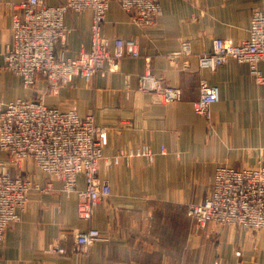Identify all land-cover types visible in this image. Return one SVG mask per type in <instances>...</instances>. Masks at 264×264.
<instances>
[{"label":"crops","instance_id":"1","mask_svg":"<svg viewBox=\"0 0 264 264\" xmlns=\"http://www.w3.org/2000/svg\"><path fill=\"white\" fill-rule=\"evenodd\" d=\"M22 1L0 0V109L42 96L47 106L73 107L82 119L93 114L95 123L108 130L99 177L109 183L111 196L97 206L91 221L82 220L77 195H67L60 180L48 189L47 176L27 161L24 173L48 190L30 192L20 221L7 229L0 244V264H264V231L215 224L197 231L188 216L190 204L210 196L219 166L264 165V84L255 81L247 64L234 60L216 71L198 64L215 39L233 44L246 40L252 13L264 10V0H161V13L150 27L138 26L112 1L103 34L134 39L141 56L123 59L116 72L89 82L75 77L57 95L48 92L45 80L27 89L6 68L5 49ZM46 2L54 6L63 0ZM91 21L90 11L66 15L67 57L90 47ZM183 42L192 51L185 72L182 62L174 65L169 59ZM147 58L154 75L181 88L180 100L162 103L139 90ZM259 68L264 74V61ZM201 80L219 89L210 119L194 109ZM143 145L153 151V160L136 155ZM121 151L134 155L109 163ZM0 169L16 174L1 151ZM78 183L84 185L82 177ZM90 228L108 240L77 252L71 231ZM61 237L65 253L50 252Z\"/></svg>","mask_w":264,"mask_h":264},{"label":"built area","instance_id":"2","mask_svg":"<svg viewBox=\"0 0 264 264\" xmlns=\"http://www.w3.org/2000/svg\"><path fill=\"white\" fill-rule=\"evenodd\" d=\"M112 1L118 2L140 27L153 26L161 13V0H63L54 6L48 5L46 0H23L19 14L13 18L11 40L5 49L6 68L20 76L27 89L45 80L48 92L57 95L62 88L71 86L75 77L89 82L97 75L116 72L123 59L139 58L141 53L134 39H110L103 34ZM85 11L92 14L90 47L75 57H67L69 29L65 17L71 12ZM191 54L190 43L183 42L169 59L174 65L182 62L180 69L185 72L188 68L184 63ZM146 60L147 70L138 78L139 90L152 94L162 103L180 100L181 88L154 75L151 61ZM230 60L247 64L255 81L264 84V74L259 68V63L264 61V10L252 13L246 40L233 44L217 38L212 50L198 57V64L202 70L216 71ZM218 100V87L201 80L199 98L194 102L196 113L210 119L212 106ZM107 139L108 130L95 123L93 114L82 119L73 107L61 110L47 106L42 96L19 99L0 109V151L7 155L9 166L16 170L13 176L0 169V244L7 229L20 221V212L26 208L30 192H44L51 188L54 180L63 182L67 195H77L79 218L91 221L97 206L111 196L109 183L99 177ZM162 151L165 153L164 149ZM133 155L121 151L109 163L118 164ZM136 155L154 158L147 145L138 148ZM27 161L47 176L48 189L41 188L24 173ZM79 177L83 178L82 187ZM188 216L195 221L197 231L212 223L241 227L245 231H264V165L245 169L219 166L210 196L189 205ZM69 236L77 252H83L95 242L108 240L95 228L74 229ZM64 239H58L50 252L65 253L60 246Z\"/></svg>","mask_w":264,"mask_h":264},{"label":"rangeland","instance_id":"3","mask_svg":"<svg viewBox=\"0 0 264 264\" xmlns=\"http://www.w3.org/2000/svg\"><path fill=\"white\" fill-rule=\"evenodd\" d=\"M214 175H215V174H214ZM211 189H212V186H211ZM204 200H205V199H204ZM204 200H202V201H204ZM202 201H199V202H202ZM199 202H196V203H199ZM192 204H195V203H192ZM190 205H191V204H190ZM212 224H213V223H212ZM215 225H216V224H215ZM201 229H202V228H201ZM199 230H200V229H199ZM247 232H256V231H247ZM257 232H261V231H257ZM238 252L241 253V251H238ZM238 252H237V253H238ZM237 253H236V255L241 257V255H238Z\"/></svg>","mask_w":264,"mask_h":264}]
</instances>
